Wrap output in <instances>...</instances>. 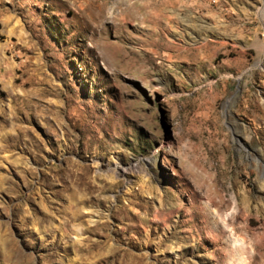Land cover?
<instances>
[{
    "label": "rangeland",
    "instance_id": "obj_1",
    "mask_svg": "<svg viewBox=\"0 0 264 264\" xmlns=\"http://www.w3.org/2000/svg\"><path fill=\"white\" fill-rule=\"evenodd\" d=\"M0 264H264V0H0Z\"/></svg>",
    "mask_w": 264,
    "mask_h": 264
}]
</instances>
